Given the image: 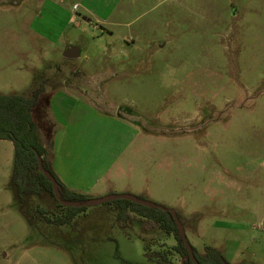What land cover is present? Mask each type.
<instances>
[{"label": "rangeland", "instance_id": "1", "mask_svg": "<svg viewBox=\"0 0 264 264\" xmlns=\"http://www.w3.org/2000/svg\"><path fill=\"white\" fill-rule=\"evenodd\" d=\"M70 46L80 57L63 56ZM169 66L178 82L165 87ZM38 89V128L52 119L56 147L90 162L78 176L111 187L87 200L130 195L165 207L199 253L264 264V0H0V94ZM55 93L130 127L98 125ZM78 117L89 122L84 136ZM13 170V143L1 140L0 264H159L155 253L182 264L172 235L137 215L120 220L116 202L63 226L29 222ZM34 199L32 209L57 206Z\"/></svg>", "mask_w": 264, "mask_h": 264}, {"label": "trees", "instance_id": "2", "mask_svg": "<svg viewBox=\"0 0 264 264\" xmlns=\"http://www.w3.org/2000/svg\"><path fill=\"white\" fill-rule=\"evenodd\" d=\"M42 90L34 91L31 97L0 94V141H11L14 146V170L11 185L15 198L23 214L31 223L42 220L54 226L69 224L86 208H69L58 203L53 193L52 183L40 172L37 156L42 158L44 167L56 179L60 185L62 199L71 202H84L87 198L68 190L53 172L46 156L47 149L44 147L39 132L38 124L34 118L33 110L38 105ZM45 195L53 198L57 206L46 210L36 204L34 198L42 199ZM118 208V218L128 221L132 215H137L154 226L158 227L167 235H172L177 242L175 252L182 258L183 264H231L216 249L207 248L204 254L192 248L194 259L189 257V252L180 238L178 228L171 210H159L145 207L126 200L115 201ZM67 211L62 212L61 209ZM61 212V214H58ZM52 213V214H51ZM56 213V214H55ZM159 264H170L165 255L155 253L149 255ZM186 258H188L186 260Z\"/></svg>", "mask_w": 264, "mask_h": 264}, {"label": "crops", "instance_id": "3", "mask_svg": "<svg viewBox=\"0 0 264 264\" xmlns=\"http://www.w3.org/2000/svg\"><path fill=\"white\" fill-rule=\"evenodd\" d=\"M55 94H60L61 97L65 98V100H67V102L72 107L71 108L72 111H74L75 108H79V109H81L79 114H85L86 115L88 113L91 116H93L95 123H97L98 125L101 123L102 119H107V120L109 119L113 123L117 124L120 127L125 128V129H129V127H130V124L127 121L123 120L120 116L109 115V117H105V116L93 115L92 110L88 107L89 105L86 106L87 104L83 100H79L78 97L73 96L71 93H55ZM78 120L83 121L84 125L80 129V134H83V136H84L86 133L85 127L87 124H89V122L87 121L86 117H78V118H75L74 124H76ZM91 122H92V120H91ZM37 123H38V119H37ZM50 126L56 127V125L52 119H51V125ZM93 126H97V125L93 124ZM53 127H52V129L50 128V130H49V128L43 129L39 126V130H40V135L42 137L41 138L42 143L48 151L46 159H47L48 163L50 164L54 173L57 175L59 180L63 183V185L68 190L75 192L77 194L86 195V196H89L88 193H90V194L92 193L90 191L102 190L103 192L101 191L99 193V197H102V195H104L103 193H107L104 191H109V189L111 187H109V188L108 187L107 188L100 187L101 179L103 178L102 175L98 176V174H95L94 177L96 178V181L92 184H88L87 182H84V180L81 178V176H78V173L80 171H82L86 167V165L90 162L86 161L83 158L87 163L85 165V167L77 165V164L72 162L73 155H71L70 152L65 150L67 147L64 146V144L62 146L58 145L56 147L55 139H54V135H56L55 134L56 128H53ZM67 135H68L67 133L64 134V136H63L64 140L66 139ZM123 137H124V140L128 139V136H126V135H123L122 138ZM98 158H99V156H98ZM118 158H119L118 154L111 153V160L109 162V163H111L110 168L114 164H116V166H117V163H118L117 159ZM97 166H99V159H98ZM91 168H93V166H91ZM110 168L108 169V171H110ZM109 173L107 174V176H109ZM98 187H99V189H98ZM112 188H115V186L112 185Z\"/></svg>", "mask_w": 264, "mask_h": 264}, {"label": "water", "instance_id": "4", "mask_svg": "<svg viewBox=\"0 0 264 264\" xmlns=\"http://www.w3.org/2000/svg\"><path fill=\"white\" fill-rule=\"evenodd\" d=\"M63 56L67 59L78 58V57H80V49L78 47H72V46L67 47ZM36 156H37V162H38L40 172L52 183L53 193H54L55 199L58 201V203L60 205H62L64 207L89 208V207H95V206L102 205V204L109 203V202L126 200V201H130L132 203H136V204H139V205H142L145 207H149V208H153V209H159V210H166L165 207L152 204L150 202L144 201L142 199H139L137 197L130 196V195L107 196V197H103L100 199L87 200L84 202L65 201L62 199L59 183L51 175V173L45 169L42 158L39 156L38 153L36 154ZM171 213H172L174 220L176 222L180 238L183 240V242H184V244H185V246L189 252V257L191 259H194L192 248H191L190 244L188 243V240H187L186 235H185L184 227H183L181 221L179 220L178 216L173 211H171ZM187 259L188 258H186V260ZM182 264H183V260H182Z\"/></svg>", "mask_w": 264, "mask_h": 264}, {"label": "clouds", "instance_id": "5", "mask_svg": "<svg viewBox=\"0 0 264 264\" xmlns=\"http://www.w3.org/2000/svg\"><path fill=\"white\" fill-rule=\"evenodd\" d=\"M177 70L175 68H172L169 66L168 71L163 74V84L165 87H170L174 83H177L178 81L171 79V77H174L176 75Z\"/></svg>", "mask_w": 264, "mask_h": 264}]
</instances>
